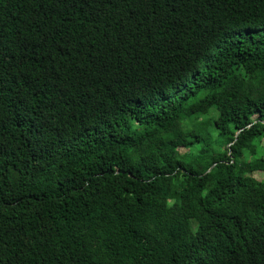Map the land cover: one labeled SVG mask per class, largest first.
Listing matches in <instances>:
<instances>
[{"label":"trees","instance_id":"obj_1","mask_svg":"<svg viewBox=\"0 0 264 264\" xmlns=\"http://www.w3.org/2000/svg\"><path fill=\"white\" fill-rule=\"evenodd\" d=\"M262 138L264 0H0V264H264Z\"/></svg>","mask_w":264,"mask_h":264},{"label":"rangeland","instance_id":"obj_2","mask_svg":"<svg viewBox=\"0 0 264 264\" xmlns=\"http://www.w3.org/2000/svg\"><path fill=\"white\" fill-rule=\"evenodd\" d=\"M252 118H248L247 119V121H249V120H251ZM183 123L185 124L186 123V120L185 119H183ZM201 123L202 122H200V121H197V126H199V125H201ZM187 125V124H186ZM192 133H187V138L189 139V138H191L192 137ZM216 137V134H215V132H214V134H213V138H215ZM199 147H201V144L199 143V144H195L194 146H192L189 150H185V149H179V151L182 153V152H185V151H188L189 153H191V154H195L197 151H198V149H199ZM264 154V138H262V139H260L259 141H258V148H257V150H256V156L255 157H260V156H262ZM255 157H253V158H248V160H253ZM253 177L257 180V181H260V182H264V172H258V171H255L254 173H253ZM0 188L1 189H6L7 188V184L6 183H2L1 185H0Z\"/></svg>","mask_w":264,"mask_h":264}]
</instances>
